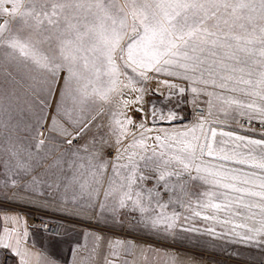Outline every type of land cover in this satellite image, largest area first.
Returning <instances> with one entry per match:
<instances>
[{"label":"snow or ice","instance_id":"snow-or-ice-1","mask_svg":"<svg viewBox=\"0 0 264 264\" xmlns=\"http://www.w3.org/2000/svg\"><path fill=\"white\" fill-rule=\"evenodd\" d=\"M125 3L127 10L119 0H95L94 6L102 14L97 17L99 24L85 25L83 32L77 30L71 38L61 39V33L54 45L52 36H43L40 30L44 22L40 14L33 15L35 0H28L25 11H21L24 0H0V49H8L7 56L22 60L40 73L46 85V90L32 97L34 144L24 149V159L19 151L10 150L16 162L10 166L3 161L4 174L16 177L10 183L21 192L27 188L29 196L48 195L51 190L62 202L94 214L97 221L101 217L116 221L129 212H139L151 227L163 225L165 231L175 227L180 214L167 216L162 210L169 203L184 206L189 182L199 181L208 189L196 193L207 199L205 203L198 201L202 210L225 211L228 218L221 222L230 225V231L247 228L251 235L242 236L244 242L264 244V131L260 139L239 134L255 133L257 123L264 129V60L260 61V70L254 71L249 58L253 49L248 47L259 44V55L264 57V0ZM55 7L52 15L56 14ZM17 15L19 20L13 29L11 23ZM28 17L34 24L28 23ZM44 17L48 19L49 13L44 12ZM25 26L43 39L23 36ZM62 71L66 75L59 84ZM176 81L187 82V89ZM149 82L154 85L150 89L153 95L167 96L169 100L190 91L195 104L203 95L205 114L190 129L155 130L152 134L157 121L171 125L182 117L175 110H157L151 102L147 113L143 107H133L139 113L138 120L127 115L130 105L144 103ZM58 84L59 98L53 107ZM136 84L142 86L136 88ZM125 90L139 95L134 100L124 98ZM113 96L121 97L118 105L112 104ZM104 105L116 109L109 111L108 125L98 120ZM229 120L239 131L223 130L230 126L225 123ZM94 130L98 135L93 136V141L101 147L108 144L109 137L114 138L108 145L115 149L110 159L95 150L90 152L92 141L80 145ZM149 140L153 143L149 144ZM53 141H59L56 151L60 145L69 147L48 164L53 157ZM33 146L36 151L31 150ZM40 168L44 171H38ZM145 170L157 173L152 188L145 187L144 182L152 180ZM24 179L27 183L21 184ZM160 187L173 194L167 203L161 200L157 190ZM193 214L201 216L199 211ZM240 215L259 217V227L235 224L232 217ZM76 218H80L78 214ZM202 218L216 219L209 215ZM206 231L215 234V228ZM112 255L119 258L118 252Z\"/></svg>","mask_w":264,"mask_h":264},{"label":"crops","instance_id":"crops-1","mask_svg":"<svg viewBox=\"0 0 264 264\" xmlns=\"http://www.w3.org/2000/svg\"><path fill=\"white\" fill-rule=\"evenodd\" d=\"M176 82L184 84V82ZM184 86L187 89L188 85L184 84ZM26 87L25 82L21 81V77L11 73L0 61V264H106L107 261H114L115 264H125V261L127 264H233L215 256L203 255L129 235L124 232L126 225L122 216L116 221L110 217H101L97 221L94 214L62 202L51 190H49L50 194L48 195L29 196L27 188L21 192L12 186L10 180L16 177L12 173L4 174L2 162L8 161L10 166H14L16 161L10 156V150L19 151L20 158L24 159L26 158L24 149L28 148L30 144H34L31 137L35 111L32 97L36 95ZM160 97V95H156L155 99ZM180 97L181 94L173 95L171 100L167 96L161 97V99H163V103H165L164 99L167 98L169 102L176 104ZM58 98L59 91L57 93L55 91L52 98L53 107ZM153 99V97L151 100L146 99L147 108L149 102L154 103L155 100ZM162 109L165 113L168 111L164 106ZM110 110L115 111L116 109L112 108L111 105L102 107V115L98 117L100 123L109 124ZM126 112L128 116H131L129 111ZM189 114H185V117L190 116L191 118L192 115ZM192 114L194 118H199L196 114L194 115L193 111ZM46 128L47 124H45V135H47ZM131 130L135 131L134 128ZM155 130L171 131L174 128L167 122H162L161 126L155 127L152 134H155ZM103 131L106 132L107 127ZM94 135H98L95 130L82 139L80 145L92 141L88 150L90 152L95 150L103 157L110 159L108 151H115V149L108 145L112 143L114 138L109 137L108 144L101 147L93 141ZM148 143L151 144L153 141L149 140ZM57 144L59 141L52 142L53 157L48 159L46 163H52V159L58 157L69 147L66 144L60 145L59 151H56ZM31 150L36 151L34 146ZM43 151L45 149L41 150V152ZM129 151H134V149H129ZM135 151L140 150L135 149ZM244 170L248 171L249 169ZM38 171H44V169L40 168ZM6 182H8L7 186H5ZM20 183L26 184L27 179L21 180ZM203 197L202 195H194V198ZM213 202L219 203L217 199H214ZM21 207L40 209L79 223H68L61 234L51 236L39 230L29 229L26 225L25 215L21 212ZM222 211L216 212L211 209L210 213H223ZM77 214L80 218H76ZM255 219L258 220L259 217ZM97 236L101 239L98 240ZM4 244H9L10 247L5 248L3 247ZM93 247H95L94 252L92 251ZM113 252L119 253L118 259L112 255ZM262 257L258 262L264 264V252Z\"/></svg>","mask_w":264,"mask_h":264},{"label":"rangeland","instance_id":"rangeland-1","mask_svg":"<svg viewBox=\"0 0 264 264\" xmlns=\"http://www.w3.org/2000/svg\"><path fill=\"white\" fill-rule=\"evenodd\" d=\"M107 3V0H104ZM25 7L21 9V11L27 10L28 0H24ZM119 3L125 6L127 10V4L125 0H119ZM89 4L93 6L91 8L88 7ZM63 5V7H60ZM77 5H80L77 7ZM95 0H35V11L33 15L35 16L37 13L40 14V19L43 20V24L40 25V30L43 33V36H52L53 43L55 45L56 37L59 36L61 33L64 35L61 39L71 38L75 34V31L79 30L83 32L85 30V25L87 26H94L99 24V20L97 19L98 16L102 15L99 10L94 6ZM53 6L55 7V15H52ZM44 12L49 13V18L53 23L49 24L48 19H45ZM5 19H9L5 17ZM28 23L34 24L32 17H28ZM19 20V16L17 15L15 20H12L11 27L13 29L17 26V21ZM110 23V21L108 22ZM260 21H257V24H260ZM74 27H69V26ZM237 34H240L237 31ZM23 36H32L33 39H43V36L39 35L37 32L29 29L27 26L24 27V31L22 33ZM46 47V45H43ZM248 47L252 48L253 51L250 53V62L251 67L254 71H259L261 68L260 61L264 60V57H260L259 55V44L249 45ZM8 49H0V61L3 62L6 69H9L11 73L17 74L21 77V81H24L27 89L31 90L36 96L41 93V90H46V85L41 77V74L36 72L29 66H26L22 60L20 59H13L6 55ZM86 74V73H85ZM131 75V73H129ZM66 75L65 72H61L59 74L60 80L59 84H63V77ZM163 77H161L162 79ZM253 79L257 77L253 76ZM127 82V81H125ZM182 82V81H180ZM59 84L55 86L56 93L59 91ZM187 84V82H184ZM136 88H140L142 85L136 84L134 85ZM149 89L148 92L144 95V103L143 104H136L134 106H129L126 111H129L131 116L134 117L136 120L139 119V113L133 111V107H143L145 113L149 111V107L146 106V99L151 100L153 97L155 100L154 103L157 106V110L162 109V107H166L168 110H175L178 114H180L181 119L175 120L171 123V127L175 131H184L190 129L198 119L194 118L196 114L195 111L197 109H203L206 112V106L204 105L203 101L206 99L203 95H201L197 103H192L193 94L190 91L181 94L179 102L172 103L169 100L158 98L155 99L156 95H153L150 89L152 83L149 82L147 85ZM211 90V89H209ZM139 95V92H129L127 90L124 91L123 97L128 98L129 96L134 100ZM158 95V94H157ZM155 96V97H154ZM121 97L113 96L112 104L118 105L120 102ZM110 106V105H106ZM190 107V108H189ZM167 111V110H166ZM191 111V112H190ZM191 113L190 116L185 117V114ZM190 115V114H189ZM186 118V119H185ZM223 119V117H221ZM212 118H209V122H211ZM227 125L225 126L224 131H239L238 126L234 124L231 120L225 122ZM240 123H244V118H240ZM258 124V123H257ZM162 122L157 121L156 126H161ZM245 127H248L245 125ZM178 128V129H177ZM261 130L255 131V133L251 131H239L240 135H245L249 137H253L256 139L262 138L260 136ZM115 152V151H113ZM109 156V154H108ZM111 158V156H110ZM243 167V166H237ZM246 169V168H244ZM146 172H149L145 170ZM195 175V173H193ZM156 176L157 173L153 172L152 180L144 182L146 188L154 187L156 183ZM162 186L164 184L163 181L159 182ZM161 192V200L162 202L167 203L169 201V197L173 196L172 193L164 191L163 187L157 189ZM208 190L206 185H202V182L199 181H190L189 182V194L187 197L183 199V205L180 206L179 204H172L169 203L166 209L162 211L165 212L167 216H172V214L179 213L180 219L175 221V227L170 228L167 231L164 230L163 225L153 228L150 226L148 221L142 218L141 213H131L129 212L127 215H123V222L125 223L124 232L133 235L135 237H139L142 239L152 240L156 243L163 244V245H170L176 248H181L185 250H190L193 252L201 253L203 255L215 256L220 260H223L227 263L233 264H261L259 263V259L263 258L262 253L264 252V244H257L255 242H244L241 237L244 235H251L248 233L247 228H235V231H230L231 226L223 224L221 221L228 218V214L225 211L223 213H210L211 209H201L198 206V201L200 203L207 202L206 197L203 198H194L195 193H203L204 191ZM203 196V195H202ZM221 202L220 200H217ZM191 204V208L188 205ZM23 208L21 207V212L26 214ZM35 211L46 212L40 209L34 208H27ZM123 211V210H122ZM199 211L201 212V216L197 217L193 213ZM50 213V212H46ZM53 214V213H51ZM57 215V214H56ZM204 215L215 216L216 219L213 220H204L202 217ZM148 214L145 213L144 217H147ZM63 217V216H62ZM187 217V219H184ZM66 218V217H64ZM69 219V218H68ZM233 222L235 224H246L248 227H257L256 219L254 218H246L245 216H236L232 217ZM26 220V215H25ZM72 220V219H70ZM72 223H79L75 220H72ZM27 225V223H26ZM28 226V225H27ZM208 228H215V234L209 233L206 231ZM187 229H194L192 231H187ZM198 229V230H196ZM223 233V235H221ZM264 239V238H262Z\"/></svg>","mask_w":264,"mask_h":264},{"label":"built area","instance_id":"built-area-1","mask_svg":"<svg viewBox=\"0 0 264 264\" xmlns=\"http://www.w3.org/2000/svg\"><path fill=\"white\" fill-rule=\"evenodd\" d=\"M195 113L196 116L200 117L205 114V111L203 109H197ZM254 127L257 130L264 131V129H262L259 124H255ZM73 144L75 145L76 142L74 141ZM108 154L112 157L115 152L109 150ZM146 175L152 176L153 172H146ZM23 209L26 212V223L29 229L39 230L51 236H57L61 234L66 224L74 222L68 218H64L56 214L35 211L27 208Z\"/></svg>","mask_w":264,"mask_h":264}]
</instances>
